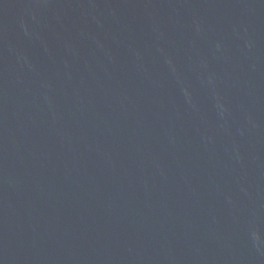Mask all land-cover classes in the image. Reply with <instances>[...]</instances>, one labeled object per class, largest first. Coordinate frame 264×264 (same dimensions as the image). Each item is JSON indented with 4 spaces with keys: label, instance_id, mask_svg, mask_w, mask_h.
Listing matches in <instances>:
<instances>
[{
    "label": "water",
    "instance_id": "1",
    "mask_svg": "<svg viewBox=\"0 0 264 264\" xmlns=\"http://www.w3.org/2000/svg\"><path fill=\"white\" fill-rule=\"evenodd\" d=\"M0 264H264V0H0Z\"/></svg>",
    "mask_w": 264,
    "mask_h": 264
}]
</instances>
